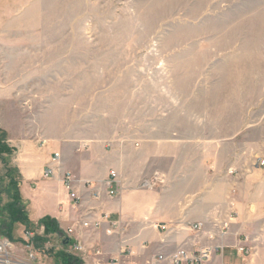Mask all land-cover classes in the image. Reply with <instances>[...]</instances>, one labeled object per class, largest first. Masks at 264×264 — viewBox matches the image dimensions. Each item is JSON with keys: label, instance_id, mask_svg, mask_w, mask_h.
<instances>
[{"label": "rangeland", "instance_id": "rangeland-1", "mask_svg": "<svg viewBox=\"0 0 264 264\" xmlns=\"http://www.w3.org/2000/svg\"><path fill=\"white\" fill-rule=\"evenodd\" d=\"M8 2L5 35L23 42L27 116L42 114L45 125L51 109L58 136L71 124L74 137L83 130L89 139L116 124L127 134L130 121L184 118V131L231 143L239 162L247 155L239 178L258 197L251 229L264 230V0ZM9 183L0 179L2 207L13 202ZM23 207L16 241L43 226ZM50 226L60 233L37 236L38 263L88 264L59 223Z\"/></svg>", "mask_w": 264, "mask_h": 264}, {"label": "crops", "instance_id": "crops-1", "mask_svg": "<svg viewBox=\"0 0 264 264\" xmlns=\"http://www.w3.org/2000/svg\"><path fill=\"white\" fill-rule=\"evenodd\" d=\"M8 3L0 0V138L13 153L0 154V179L18 182L30 219L57 221L70 247L83 246L88 264H158L159 254L180 248L195 253L205 246L214 248L210 264H264V230L251 229L258 197L250 193L247 180H240L247 155L239 162L231 143L184 131V118L130 121L127 134L114 124L89 139L83 130L74 137L71 124L58 136L51 128L56 122L51 109L43 117L48 129L41 125L42 114L26 115L23 42L5 35ZM56 153L60 170L52 164ZM48 166L54 167L55 177L44 176ZM112 171L117 173L115 197L103 186ZM65 172L74 176L81 198L77 203L64 186ZM153 178L159 179L153 189L141 187ZM89 181L101 185L99 199ZM5 207L0 203V220L6 218ZM198 223L201 230L189 226ZM240 247L251 255H241Z\"/></svg>", "mask_w": 264, "mask_h": 264}, {"label": "built area", "instance_id": "built-area-1", "mask_svg": "<svg viewBox=\"0 0 264 264\" xmlns=\"http://www.w3.org/2000/svg\"><path fill=\"white\" fill-rule=\"evenodd\" d=\"M61 155L56 153L52 160V164L57 165V170L61 169ZM54 167L48 166L44 176L46 178L55 177ZM64 186L69 193L70 199L77 203L81 198L75 187V179L71 172H65L64 174ZM117 181L116 171L111 172L110 179L104 182L103 186L107 188V194L110 197H115L118 190L114 188V183ZM159 181L158 178L146 179L142 182L141 187L144 189H153L156 183ZM95 191L96 198H100L101 185L98 183H92L91 181L86 183ZM107 217L106 215L104 216ZM85 227H89V223H83ZM99 223H97V226ZM194 230H201L203 228L202 223L190 224ZM45 227L41 226L39 231L26 229L23 233L21 241H13L10 238L0 235V264H40L38 263L37 253L34 249L35 238L39 234L44 233ZM73 233V229L68 231V235ZM70 240L67 241V244ZM72 249L76 252L84 253V248L80 244H73ZM239 253L244 257L251 255V250L246 247H240ZM214 248L211 246L201 247L197 252L193 253L187 248H180L172 253L159 254L157 256L158 264H210L213 258ZM108 264H118L117 261L110 262Z\"/></svg>", "mask_w": 264, "mask_h": 264}, {"label": "trees", "instance_id": "trees-1", "mask_svg": "<svg viewBox=\"0 0 264 264\" xmlns=\"http://www.w3.org/2000/svg\"><path fill=\"white\" fill-rule=\"evenodd\" d=\"M12 153H13L12 149L8 147V145L6 144V142L2 138H0V154L1 155H11ZM3 160H4V163L7 166L6 159L4 158ZM8 187H9V189L13 190L14 193L12 194L13 195L12 196L13 197V202L8 204L5 207V211L7 212L6 213L7 217L6 216H3V217L8 218L9 228L3 235L8 237V238H10L13 241H16V238L14 237V234H13V227L15 226V224L17 222L21 221L22 217L25 218L26 216L23 213L25 210H24V207L22 205V200H21V196H20V193H19V189H18V182L15 181L14 179H11ZM0 192H1V190H0ZM2 215H5V212ZM53 221L54 220H52L49 217L43 219L42 225L45 227V232L46 233H49L51 231H54V232L56 231V232L60 233L58 228L54 229L53 226H50V223L53 222ZM28 226L29 225H27V227ZM37 238H35V240Z\"/></svg>", "mask_w": 264, "mask_h": 264}]
</instances>
